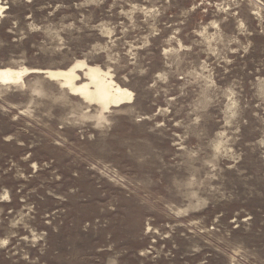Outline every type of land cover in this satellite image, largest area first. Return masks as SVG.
Listing matches in <instances>:
<instances>
[{
  "label": "rangeland",
  "instance_id": "obj_1",
  "mask_svg": "<svg viewBox=\"0 0 264 264\" xmlns=\"http://www.w3.org/2000/svg\"><path fill=\"white\" fill-rule=\"evenodd\" d=\"M0 8V264H264V0Z\"/></svg>",
  "mask_w": 264,
  "mask_h": 264
},
{
  "label": "bare ground",
  "instance_id": "obj_2",
  "mask_svg": "<svg viewBox=\"0 0 264 264\" xmlns=\"http://www.w3.org/2000/svg\"><path fill=\"white\" fill-rule=\"evenodd\" d=\"M84 66L85 64H81L79 66H73L65 71H45L40 73L43 74L45 78L58 81L60 86L67 89L70 94L89 104L99 105L103 110L129 104L131 102V93L120 88L114 83L108 73L96 67L86 66L85 76L88 82L82 85H76L75 83L79 80V76L76 75L75 72L78 68H83ZM17 71L19 70L13 71L7 68L0 69V84L17 83L15 81L19 79L21 74Z\"/></svg>",
  "mask_w": 264,
  "mask_h": 264
}]
</instances>
